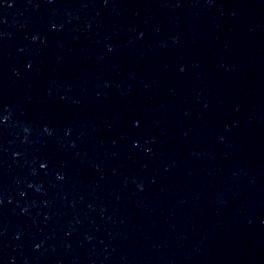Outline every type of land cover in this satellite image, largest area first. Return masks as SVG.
<instances>
[{"label":"water","instance_id":"1","mask_svg":"<svg viewBox=\"0 0 264 264\" xmlns=\"http://www.w3.org/2000/svg\"><path fill=\"white\" fill-rule=\"evenodd\" d=\"M0 264H264V0H0Z\"/></svg>","mask_w":264,"mask_h":264}]
</instances>
